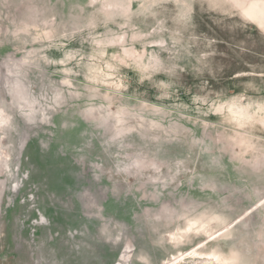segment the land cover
<instances>
[{
	"label": "rangeland",
	"instance_id": "1",
	"mask_svg": "<svg viewBox=\"0 0 264 264\" xmlns=\"http://www.w3.org/2000/svg\"><path fill=\"white\" fill-rule=\"evenodd\" d=\"M0 264H264V0H0Z\"/></svg>",
	"mask_w": 264,
	"mask_h": 264
}]
</instances>
